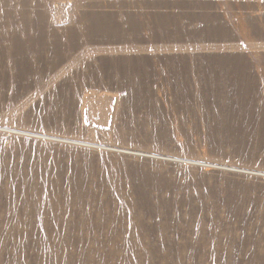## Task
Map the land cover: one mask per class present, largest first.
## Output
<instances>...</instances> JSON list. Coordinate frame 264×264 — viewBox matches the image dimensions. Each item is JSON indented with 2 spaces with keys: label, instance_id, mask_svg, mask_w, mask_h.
<instances>
[{
  "label": "rangeland",
  "instance_id": "374dc122",
  "mask_svg": "<svg viewBox=\"0 0 264 264\" xmlns=\"http://www.w3.org/2000/svg\"><path fill=\"white\" fill-rule=\"evenodd\" d=\"M87 1L0 61V264H264V0Z\"/></svg>",
  "mask_w": 264,
  "mask_h": 264
},
{
  "label": "bare ground",
  "instance_id": "6f19581e",
  "mask_svg": "<svg viewBox=\"0 0 264 264\" xmlns=\"http://www.w3.org/2000/svg\"><path fill=\"white\" fill-rule=\"evenodd\" d=\"M69 1L73 2L72 5H70L69 2L65 3L62 0H0L1 7L3 6L2 5L3 3L6 4L7 2L8 6L14 13L12 21H8V22L5 21L3 22V26L0 27V61L1 63L4 64L5 68H7L5 75L8 74V76L11 77L13 75L19 76V75H36L37 74L36 67H35L36 63L34 62V60H32V58H30L31 62H29L27 66L31 70L30 73H26L25 70H22L21 72L20 71L15 72L13 70L14 66L16 65L15 64V60H16L15 54L18 55V53L20 52L27 51V47H30V46L34 47V46L44 45L47 41H45L44 43V40L40 37L42 32H47L51 25L54 28H62L61 26H58L56 23H54V18L58 16L66 18L67 20H69V24H70L69 25L70 27L68 28L69 31L73 33L75 32L74 29L79 26L80 21L77 20L74 23H72L74 16L71 15L70 11L72 10L74 11L77 6H79L80 4H83V2L88 3V1L87 0H79V2L78 0H69ZM113 2L116 4L115 1ZM50 3H51V6L49 5ZM121 4L125 5L124 2ZM37 7H40V10L37 11L36 10ZM115 7L118 8V5H115ZM70 16H71V19H69ZM85 17L86 19H84V21L88 23L90 27H92L90 24V20L95 19L96 16L86 14ZM56 20L59 21L61 20V18H57ZM92 22H93L92 24H93L94 29L99 28L102 25L106 24L104 22V19H100V18L95 19ZM72 27L73 29L71 31L70 28ZM110 28L113 29V22L110 23ZM109 31L111 30L109 29ZM37 32H38V35L35 34ZM81 39H84V37L82 36ZM97 51L104 52L106 50L99 49ZM109 51H112V50H109ZM89 58L93 60L94 57H89ZM215 79L216 78H203V81L207 82V86H208L210 83H214L216 81ZM233 81L235 82L234 85H237V83L240 82L239 78H235ZM88 105L90 107L89 113L91 112L89 114L90 119H93L96 122H103V124L108 123V122L110 123L112 119H114L113 117L115 114V110L117 109L116 108L117 104H116L115 99H113V97L110 98V101H101L98 99L95 102L90 101ZM70 144L81 146L77 143L76 144L70 143ZM84 145L90 146L91 144H84ZM91 147H96V146H91ZM196 165L204 166L205 164L203 165V164L197 163ZM213 167L217 169L220 168V166H213ZM228 169H229L228 171H232V172L244 173V174L253 175V176L259 175V172L257 171L249 172V171H243V170L238 171L235 169L232 170V168H228Z\"/></svg>",
  "mask_w": 264,
  "mask_h": 264
}]
</instances>
